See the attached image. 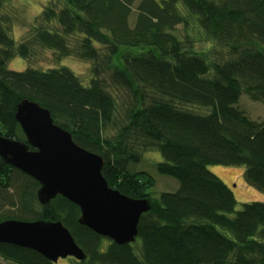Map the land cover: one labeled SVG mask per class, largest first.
I'll use <instances>...</instances> for the list:
<instances>
[{
	"label": "trees",
	"instance_id": "obj_1",
	"mask_svg": "<svg viewBox=\"0 0 264 264\" xmlns=\"http://www.w3.org/2000/svg\"><path fill=\"white\" fill-rule=\"evenodd\" d=\"M39 49L89 61L90 81L67 67L9 69ZM244 94L264 104V0H53L21 42L0 13V136L27 143L17 106L38 102L104 159L111 188L151 203L136 242L118 246L80 225L64 196L42 206L40 184L0 158V222H61L86 254L72 264H264V203L237 211L209 169L243 166L264 193V119L239 108ZM149 151L176 191L156 194L154 177L132 171ZM0 259L53 264L13 244L0 243Z\"/></svg>",
	"mask_w": 264,
	"mask_h": 264
},
{
	"label": "water",
	"instance_id": "obj_2",
	"mask_svg": "<svg viewBox=\"0 0 264 264\" xmlns=\"http://www.w3.org/2000/svg\"><path fill=\"white\" fill-rule=\"evenodd\" d=\"M16 120L27 143L0 136V158L40 184L39 203L47 206L64 196L80 208V225L118 246L135 243L141 217L151 210L150 201L111 188L102 173L104 159L74 143L38 102H19ZM0 243L35 251L53 264L60 259H86L61 222H0Z\"/></svg>",
	"mask_w": 264,
	"mask_h": 264
},
{
	"label": "rangeland",
	"instance_id": "obj_3",
	"mask_svg": "<svg viewBox=\"0 0 264 264\" xmlns=\"http://www.w3.org/2000/svg\"><path fill=\"white\" fill-rule=\"evenodd\" d=\"M53 0H10L1 10V14L10 19L11 32L17 42H21L30 32L32 25L39 17L47 5ZM59 5V4H58ZM60 7V5H59ZM15 27V33L13 28ZM201 43L197 45L200 48ZM37 55L30 61H25L20 57H15L9 61V69L23 72L27 68H38L47 70L49 68L67 67L78 75L85 84L91 79V63L77 57H67L58 60L52 51L39 49ZM239 108L244 111L251 119L262 121L264 119V104L249 99L247 95H242ZM158 151H149L143 154L141 162L135 164L131 169L137 172H146L156 179V186L153 192L160 194L163 192H174L178 189L179 183L174 178L162 176L157 170L158 164L163 160ZM210 171L225 182L232 190L237 200V211L241 210L245 203L262 202L264 203V193L248 185L245 179V167H223L211 166ZM11 195V194H10ZM10 212L12 209L6 208ZM3 264L4 261L0 259ZM57 264H72V260L60 259Z\"/></svg>",
	"mask_w": 264,
	"mask_h": 264
},
{
	"label": "clouds",
	"instance_id": "obj_4",
	"mask_svg": "<svg viewBox=\"0 0 264 264\" xmlns=\"http://www.w3.org/2000/svg\"><path fill=\"white\" fill-rule=\"evenodd\" d=\"M13 32L15 33V27L13 28Z\"/></svg>",
	"mask_w": 264,
	"mask_h": 264
}]
</instances>
